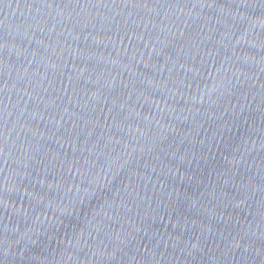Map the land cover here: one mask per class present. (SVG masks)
<instances>
[{
	"label": "water",
	"instance_id": "water-1",
	"mask_svg": "<svg viewBox=\"0 0 264 264\" xmlns=\"http://www.w3.org/2000/svg\"><path fill=\"white\" fill-rule=\"evenodd\" d=\"M0 264H264V0H0Z\"/></svg>",
	"mask_w": 264,
	"mask_h": 264
}]
</instances>
